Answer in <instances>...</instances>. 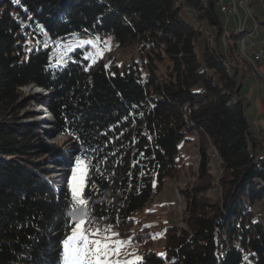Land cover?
Returning a JSON list of instances; mask_svg holds the SVG:
<instances>
[{"label":"trees","instance_id":"trees-1","mask_svg":"<svg viewBox=\"0 0 264 264\" xmlns=\"http://www.w3.org/2000/svg\"><path fill=\"white\" fill-rule=\"evenodd\" d=\"M217 2L0 0V264H61L71 219L67 185L57 192L38 161L49 146L36 128L17 123L26 107L18 88L33 84L50 92L31 101L48 105L68 145L69 159L52 162L90 158L94 215L107 218L101 226L119 221L113 230L137 241L143 264H264V225L254 212L264 201V145L237 99L239 70L227 62L243 35L224 28ZM203 24L215 46L205 41L199 58ZM73 35L137 44L146 75L136 63L122 73L114 62L90 65L80 49L57 66L47 41ZM187 135L198 137V164L189 174L195 181L180 191L185 225L164 230L165 260L148 229L133 231L134 216L184 171L178 145ZM211 148L221 170L214 194Z\"/></svg>","mask_w":264,"mask_h":264},{"label":"rangeland","instance_id":"rangeland-1","mask_svg":"<svg viewBox=\"0 0 264 264\" xmlns=\"http://www.w3.org/2000/svg\"><path fill=\"white\" fill-rule=\"evenodd\" d=\"M219 1L220 0H218V2ZM223 1L225 2L226 0ZM235 1H238L237 3H242H240V5H236L235 13L237 14L228 16L220 12L221 21L227 31H236L239 34L242 32L238 30V23H245L242 33L243 36L239 39V41L252 38L253 31H255V34L253 36L254 45L251 50L245 52L247 55L242 52L241 48V50L239 49L234 53L233 57L227 56V62H229L232 68L235 67L239 70V77L237 78V88L240 90V93L237 99L240 98L241 100L240 103L243 106L244 116L248 121L250 131L260 141V143L264 145V132L260 130L261 124L264 126V111L263 113H259L256 103V101L259 100L264 110V77L263 75L260 76L261 78L259 77L258 70L255 67V65H258L264 68V59L258 60V57L254 55V52L256 51L264 53V0ZM218 2L217 8L220 11ZM181 15L188 23L191 22V19H193L192 16L190 19L185 10L181 11ZM202 29L204 35H206L207 38L206 40L202 38L197 42L196 52L198 53L199 58L202 57V53L204 52L205 41H207L210 46H215L214 31L210 29V27L206 24L202 25ZM207 32L210 33V36L207 35ZM79 40H92L96 47L93 48L91 45L87 44H85L84 47H75ZM47 42L52 45L51 56L53 58L55 57L57 60L60 59L63 62L64 59L66 57H70L71 53H73L76 49L81 50V56L83 58L89 53L95 55L97 49H99L100 51H102V57L98 56L96 58V64L107 65L111 62H114L118 68V71L122 73L125 67L132 63H136L140 69L141 75L143 77L146 75V70L141 65L138 46L135 43L127 44L124 47H118L111 35L99 37L98 40L97 37H79L73 35L72 37L66 38L64 40H48ZM105 42H108V46H106ZM224 43L226 44L224 37H220L219 44L222 52L225 51ZM66 44L73 45V51H65L64 45ZM87 61L90 65L95 64L92 63L91 60ZM215 81H218L217 77L215 78ZM32 88V85H29L25 86L22 90H18V93L22 98L20 103H23V106L25 105L26 107L22 109V112L18 114L17 123L20 127L23 125V127H25L26 125H30L33 128H36L38 133L41 134L42 142L49 146L50 154H46L43 157H40L38 161L41 163V168L46 169V178L49 180V183L54 186V189H56L57 192L61 191L64 195L66 188L65 185H67L68 180L71 178V169L74 166L64 163H53L52 160L56 159L60 161L69 159L70 156L64 152L68 149L66 138L63 136H59L57 132L55 133L54 126L50 127V129L44 127L47 128V131L44 128H41L42 123L40 121V115H42V113L38 112V109L35 111V109L40 106L43 107V104L42 102L33 103V100L31 101L32 96L37 95V93H35ZM42 97L43 96H41V98ZM43 98L45 100L46 96H44ZM26 120L27 122L24 123ZM46 134H50L51 138L45 137ZM185 139H189V141H182L178 145V154L182 157L183 162L185 163L184 171L177 179L167 180L163 184L160 193L155 196L153 201L148 203L134 216L133 231H138L142 228L148 229L150 235L152 236V239L154 240L152 249L156 254L163 253L165 228L176 226L178 229H180L185 225L183 216L185 202L180 194V191L188 183L190 185L195 181V177H190L189 174L190 170H196L198 164V137L197 135H187ZM258 153L263 155L264 150L258 149ZM210 154L212 160L211 166L213 175V186L211 187L210 191L214 194L216 192H220L219 177L221 174V170L215 150L211 148ZM213 156H215L217 159H214ZM68 168H70V170ZM66 190H68V188ZM255 207L257 208L254 209V212L264 225V201L256 204ZM145 225H151V227H144ZM51 248H53L54 250L53 245L51 246ZM124 252L125 256L122 257V259L125 260H131L135 256L140 255L139 245L137 241L132 239V244L124 249Z\"/></svg>","mask_w":264,"mask_h":264},{"label":"snow or ice","instance_id":"snow-or-ice-1","mask_svg":"<svg viewBox=\"0 0 264 264\" xmlns=\"http://www.w3.org/2000/svg\"><path fill=\"white\" fill-rule=\"evenodd\" d=\"M19 4L20 0H12ZM99 37H97V40ZM85 44L96 47L92 40H79L75 47H84ZM108 46V42H105ZM47 45H45L46 47ZM65 51H73V45H64ZM31 49H29L30 51ZM98 56L102 57V51L97 49L95 55H85V60L96 62ZM51 66V61H50ZM57 66H63V61L58 59ZM87 71V68H85ZM97 171L88 156H77L75 165L71 169V178L67 182L70 199L65 213L67 232L61 240L62 251L61 264H143L144 257L135 256L131 260L122 259L125 256L124 249L132 244V238L121 239L120 233L113 231L119 226V221L101 226L107 219L104 216H95L94 193L98 192L95 184L91 183L90 173ZM88 189L87 193L85 189ZM77 214H79L77 216ZM144 227H151L145 225ZM163 259L166 254L159 253Z\"/></svg>","mask_w":264,"mask_h":264},{"label":"bare ground","instance_id":"bare-ground-1","mask_svg":"<svg viewBox=\"0 0 264 264\" xmlns=\"http://www.w3.org/2000/svg\"><path fill=\"white\" fill-rule=\"evenodd\" d=\"M220 1H223V0H220ZM240 1V0H239ZM231 2H232V4H233V8H235L236 9V5L237 4H239L240 5V3L241 2H239V3H237L235 0H231ZM242 4V3H241ZM244 5V4H243ZM246 5V4H245ZM246 7V6H245ZM248 7V6H247ZM239 8V7H238ZM241 8V7H240ZM244 8V7H243ZM247 10V9H246ZM238 30L240 31V32H242L243 33V27H241V28H238ZM255 32V31H254ZM242 33H240V34H242ZM243 35V34H242ZM245 35V34H244ZM253 36V35H252ZM247 38V37H246ZM247 39H245V40H240L239 42H238V44L239 43H242V42H244V41H246ZM241 48H242V52L243 53H245V52H247V51H249V50H247V48H245V47H239V49L241 50ZM246 54V53H245ZM247 55V54H246ZM32 89H33V91H35V93H37V96H46V98H48L49 96H50V92L48 91V90H46V89H44V88H40V87H36V86H34V85H32ZM24 88V87H23ZM23 88H19V90H22ZM42 97V98H43ZM47 103V102H46ZM35 105V104H34ZM38 105V104H37ZM38 109V112H41L42 113V115H40L41 117H40V121H41V123H42V127L44 128V127H47V128H49L50 129V127H52V126H54V120H53V117H52V114H51V112H50V109H49V107H48V105H46V104H43V107H37L36 109H35V111ZM23 120H25V119H23ZM27 122V120L24 122V123H26ZM43 123H44V126H43ZM42 139H43V137H42ZM213 158L214 159H217L215 156H213Z\"/></svg>","mask_w":264,"mask_h":264},{"label":"built area","instance_id":"built-area-1","mask_svg":"<svg viewBox=\"0 0 264 264\" xmlns=\"http://www.w3.org/2000/svg\"><path fill=\"white\" fill-rule=\"evenodd\" d=\"M218 6L220 7V12L222 14L228 15V16H233L236 15L237 13H235V8H233V4L231 2V0H226L224 1H219L218 2ZM245 23L239 22L238 23V28L244 27ZM254 31H253V36H254ZM253 36L252 38H248L246 41L239 43V47H245L247 48V50H251L253 45H254V41H253ZM254 54L258 57V60H262L264 59V53L263 52H259L256 51L254 52Z\"/></svg>","mask_w":264,"mask_h":264},{"label":"crops","instance_id":"crops-1","mask_svg":"<svg viewBox=\"0 0 264 264\" xmlns=\"http://www.w3.org/2000/svg\"><path fill=\"white\" fill-rule=\"evenodd\" d=\"M221 19V18H220ZM224 28H225V26H224ZM226 29V28H225ZM255 55V54H254ZM253 58H254V56H253ZM255 67H256V69L258 70V73H259V77L261 76V75H263V77H264V68H262L261 66H258V65H255ZM261 78V77H260ZM239 100H240V98H238ZM241 101V100H240ZM256 103H257V108H258V112L259 113H263V108H262V105L260 104V101L259 100H257L256 101ZM260 130L261 131H263L264 132V126L261 124V126H260ZM257 207H255L254 209H256ZM256 211V210H255Z\"/></svg>","mask_w":264,"mask_h":264},{"label":"water","instance_id":"water-1","mask_svg":"<svg viewBox=\"0 0 264 264\" xmlns=\"http://www.w3.org/2000/svg\"><path fill=\"white\" fill-rule=\"evenodd\" d=\"M42 100H43V99H42ZM53 124H54V127H55V122H54ZM54 132L56 133V129H55V131H54ZM55 133H54V134H55ZM53 136H54V135H53Z\"/></svg>","mask_w":264,"mask_h":264}]
</instances>
